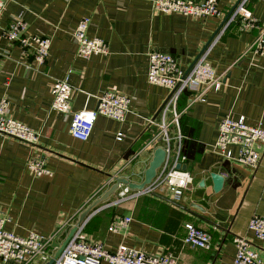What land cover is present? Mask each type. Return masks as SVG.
<instances>
[{
	"label": "crops",
	"instance_id": "crops-1",
	"mask_svg": "<svg viewBox=\"0 0 264 264\" xmlns=\"http://www.w3.org/2000/svg\"><path fill=\"white\" fill-rule=\"evenodd\" d=\"M154 1L8 0L0 16V101L6 99L7 113L39 135L35 152L47 157L50 173L33 175L26 166L32 147L0 134V214L10 219L5 229L19 237L34 231L47 239L62 230L61 244L81 214L114 184L112 178L142 182L156 149L146 147L159 133L148 120L159 122L157 113L170 95L149 83V54H171L187 73L207 53L223 85L211 90L205 102L189 106V92L180 98L184 165L194 178L184 200L175 204L145 195L118 202L119 189L87 217L83 233L111 252L126 246L173 254L178 264H233L236 238H245L264 255V242L249 230L254 215L264 217V146L254 171L214 151L226 116H243L248 124L264 128V58L249 53L257 31L241 32L238 19L230 23L231 18L219 30L238 0H219L220 17L207 20L158 12ZM248 9L264 24V0H250ZM18 16L27 35L51 38L44 65H37L34 50L24 54L4 37ZM85 18L90 20L88 37L109 43L108 55L78 56L74 31ZM65 79L75 90L71 112L96 109V97L108 90L128 95L131 111L123 123L99 116L90 139L79 141L69 133L72 113L52 108L53 85ZM118 133H123L121 141ZM214 172L225 178L218 193ZM124 217L132 218L128 228L110 231ZM187 223L211 235L209 250L184 242Z\"/></svg>",
	"mask_w": 264,
	"mask_h": 264
},
{
	"label": "built area",
	"instance_id": "built-area-1",
	"mask_svg": "<svg viewBox=\"0 0 264 264\" xmlns=\"http://www.w3.org/2000/svg\"><path fill=\"white\" fill-rule=\"evenodd\" d=\"M8 0H0V16ZM250 0H240L230 23L239 21L241 32L257 31V35L249 48V53L264 58V24L260 23L248 9ZM219 0H155V10L164 14L180 13L194 19L207 20L218 18L221 12L218 7ZM90 20L80 21L74 31V38L78 45L79 57L89 59L93 55H108L109 43L101 39L88 37ZM26 25L20 16L16 17L11 25L4 30V37L10 42L18 44L24 54L35 51V61L38 66L44 65L50 54L51 38L47 36H32L26 34ZM223 77L218 74L215 67L208 61L207 53L203 55L185 73L178 59L167 53L152 51L149 54L148 81L170 90V95L160 112L159 122L149 119V125H156L159 133L148 143L146 148H163L166 158L157 172L156 178L142 191H133L121 185L118 202L137 199L139 197L157 196L175 204L181 203L186 191L194 183L192 174L179 165H184L187 157L183 154L184 136L180 122L184 113L179 108V101L185 92L192 95L189 106L195 102H205L211 90L220 89ZM53 110L68 114L72 110L75 96L74 88L68 80H59L53 85ZM98 106L94 110L83 109L71 112L72 121L69 125L70 135L82 142L90 139L95 123L99 116H104L123 123L126 115L131 111V98L116 90H108L96 97ZM188 106V107H189ZM168 116L170 120L168 121ZM0 134L22 141L32 147V154L27 161V170L33 175L41 177L49 174L47 157L35 152L39 149V135L23 123L13 119L7 113V101H0ZM123 133H118L117 140L121 141ZM264 146V128L252 126L245 117L232 119L226 116L219 124V134L214 151L226 160L236 162L251 170H256L261 162V149ZM124 164L125 169L134 158ZM117 177L109 183H115ZM10 221L7 215L0 214V259L2 264H46L53 256L50 249L55 241L62 235V230L52 238H45L36 232L28 237H19L5 229ZM131 217L117 219L110 227L112 232H120L128 228ZM186 235L184 242L193 247L209 250L212 244L211 235L191 223L185 225ZM249 230L254 237L264 242V217L254 215L249 223ZM237 252L233 264H264V255L253 248L245 238H236ZM178 264L173 254H147L134 248L120 246L116 251H108L104 244L88 237L81 227L67 244L60 258L54 264Z\"/></svg>",
	"mask_w": 264,
	"mask_h": 264
},
{
	"label": "water",
	"instance_id": "water-1",
	"mask_svg": "<svg viewBox=\"0 0 264 264\" xmlns=\"http://www.w3.org/2000/svg\"><path fill=\"white\" fill-rule=\"evenodd\" d=\"M239 3H240V0L237 1L236 5L233 7V9L231 10V12L228 14V16L226 17V19L222 23V25H221V27H220L219 30H221V28L231 18V16L233 15V13L236 10V8L239 5ZM215 37H216V35H214L213 39ZM196 62L197 61H195V63ZM195 63L193 64V66L195 65ZM191 68H190V70H191ZM165 103H166V101L164 102V104L162 105V107L160 108V110L158 111L157 116L162 111ZM165 158H166V152H165V150L163 148L159 147V148L155 149L154 154H153L152 161L150 162L149 167L146 169V171L144 173V179H143V181L140 182V183L131 182L128 179L123 178V177H117L115 179L116 182L107 191H105V193L99 199H97L96 201H94V203L92 205H90L81 214L79 221L70 230V232H69L68 236L66 237V239L64 240V242L60 244V243L57 242V239H55L54 244H53V248L57 250L56 251L57 253L54 255L53 259H51L46 264H54L55 261L60 258L61 254L63 253V251L66 248V246L69 243V241L72 239V237L75 235V233L81 227L84 226L87 217L93 212V210L97 206H99L102 203H105V202L109 201L110 197H112L113 195H115V193L117 192V190H119V187L121 185H125V186L129 187V189H131L133 191H142V190H144L146 188V186L150 185L152 183V181L156 178L157 172L161 168L162 164L164 163ZM178 168H182L183 170H186L187 166L186 165H179ZM211 178H212L213 183H214V191L216 193L220 192L223 189V186H224V183H225L224 176L222 174H220V173H215L214 172V173H211Z\"/></svg>",
	"mask_w": 264,
	"mask_h": 264
},
{
	"label": "rangeland",
	"instance_id": "rangeland-1",
	"mask_svg": "<svg viewBox=\"0 0 264 264\" xmlns=\"http://www.w3.org/2000/svg\"><path fill=\"white\" fill-rule=\"evenodd\" d=\"M170 120V117L168 116V121Z\"/></svg>",
	"mask_w": 264,
	"mask_h": 264
},
{
	"label": "trees",
	"instance_id": "trees-1",
	"mask_svg": "<svg viewBox=\"0 0 264 264\" xmlns=\"http://www.w3.org/2000/svg\"><path fill=\"white\" fill-rule=\"evenodd\" d=\"M183 142H184V140H183Z\"/></svg>",
	"mask_w": 264,
	"mask_h": 264
}]
</instances>
